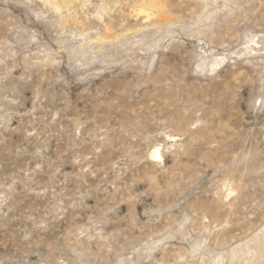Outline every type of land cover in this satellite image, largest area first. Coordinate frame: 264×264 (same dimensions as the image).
<instances>
[{
    "label": "rangeland",
    "instance_id": "rangeland-1",
    "mask_svg": "<svg viewBox=\"0 0 264 264\" xmlns=\"http://www.w3.org/2000/svg\"><path fill=\"white\" fill-rule=\"evenodd\" d=\"M0 264H264V0H0Z\"/></svg>",
    "mask_w": 264,
    "mask_h": 264
},
{
    "label": "bare ground",
    "instance_id": "bare-ground-1",
    "mask_svg": "<svg viewBox=\"0 0 264 264\" xmlns=\"http://www.w3.org/2000/svg\"><path fill=\"white\" fill-rule=\"evenodd\" d=\"M149 4H150V3H149ZM150 5H152V4H150ZM150 7H151V6H150ZM140 9H142L143 11H145L144 8H140ZM147 10H149V9H147ZM147 12H148V11H147ZM146 15L148 16L149 13H146ZM151 156H152V157H155V158H157V159H161V158H162V156H161V154L159 153L158 149H156L155 151H153V152L151 153Z\"/></svg>",
    "mask_w": 264,
    "mask_h": 264
}]
</instances>
